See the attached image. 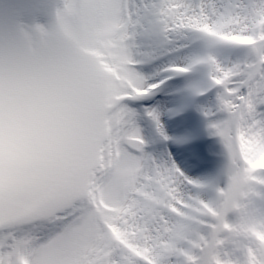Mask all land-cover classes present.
Segmentation results:
<instances>
[{
  "label": "snow or ice",
  "instance_id": "1",
  "mask_svg": "<svg viewBox=\"0 0 264 264\" xmlns=\"http://www.w3.org/2000/svg\"><path fill=\"white\" fill-rule=\"evenodd\" d=\"M0 264H264V0L0 22Z\"/></svg>",
  "mask_w": 264,
  "mask_h": 264
}]
</instances>
